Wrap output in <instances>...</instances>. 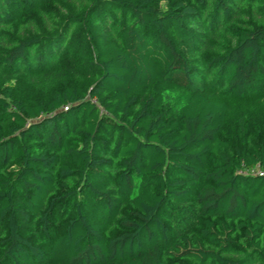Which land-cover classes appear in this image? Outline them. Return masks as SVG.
<instances>
[{"label":"trees","instance_id":"obj_1","mask_svg":"<svg viewBox=\"0 0 264 264\" xmlns=\"http://www.w3.org/2000/svg\"><path fill=\"white\" fill-rule=\"evenodd\" d=\"M262 87L264 0H0V264H264Z\"/></svg>","mask_w":264,"mask_h":264},{"label":"rangeland","instance_id":"obj_2","mask_svg":"<svg viewBox=\"0 0 264 264\" xmlns=\"http://www.w3.org/2000/svg\"><path fill=\"white\" fill-rule=\"evenodd\" d=\"M104 37V36H103ZM104 39L106 41L108 40H112L113 36L111 34H105ZM88 46L85 44L84 48H87ZM91 53V52H90ZM89 53V54H90ZM21 83L28 89H31L30 85L26 84L25 80H22ZM171 85L164 81V80H159L157 82H155L151 87H150V91H155V92H160L161 90H164L166 88H170ZM27 93V92H24ZM264 95V87H262L260 89V92L257 96L252 97L254 101H258L259 99L257 98L258 96H263ZM244 112L245 113V120H246V126H247V130H251L252 128L256 127L258 124V120L261 119L264 116V111L261 108V105L259 104V102L257 103H253L251 99L248 100V102L246 101L245 105L240 106L237 103H231L230 105V111L229 114L227 116V123H226V127H225V137H227V139H229V141L231 142L232 146H237V145H241L240 144V139L242 137L241 133H240V127H239V115L240 113ZM41 120V119H40ZM245 173L248 174H257V173H261L260 170H245ZM85 199V198H84ZM87 202L85 204V210L87 213L88 218L91 221H98L101 222L104 226L107 225V219L104 216V212L102 211V207L100 203H97L96 201L92 200L91 198H89L88 196H86L85 199ZM130 209L129 203L127 202L126 199V207H125V212H127ZM66 216V210L65 207H58L55 212H53L52 214V224L49 226L47 231H42L41 233H39V237L41 242L44 244V250L46 252L49 251V242L55 237V235H58L62 232L63 226L66 223V220H60V218H64ZM178 216H176L175 218V223L179 224L181 226H185L188 223V226H191L192 228L195 226L197 218L194 216L191 219H186L184 220V218H180L179 220L177 219ZM61 221V222H60ZM188 221V222H187ZM60 222V223H59ZM29 222L28 221H23L22 225L23 227L28 226ZM41 229V228H40ZM243 237L241 238V242L244 243V240H242ZM40 264H44V263H40ZM178 264H191L189 261H180L178 262Z\"/></svg>","mask_w":264,"mask_h":264}]
</instances>
